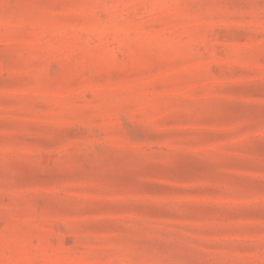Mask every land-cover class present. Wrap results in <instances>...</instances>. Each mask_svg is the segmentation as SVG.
<instances>
[{
	"label": "rangeland",
	"instance_id": "374dc122",
	"mask_svg": "<svg viewBox=\"0 0 264 264\" xmlns=\"http://www.w3.org/2000/svg\"><path fill=\"white\" fill-rule=\"evenodd\" d=\"M0 264H264V0H0Z\"/></svg>",
	"mask_w": 264,
	"mask_h": 264
}]
</instances>
